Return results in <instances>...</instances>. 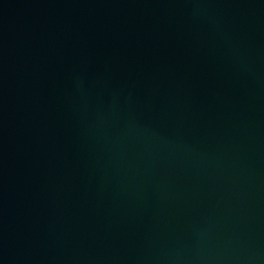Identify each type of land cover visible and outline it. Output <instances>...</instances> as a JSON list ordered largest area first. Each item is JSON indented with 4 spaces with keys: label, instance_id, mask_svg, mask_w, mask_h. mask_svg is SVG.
Instances as JSON below:
<instances>
[{
    "label": "water",
    "instance_id": "water-1",
    "mask_svg": "<svg viewBox=\"0 0 264 264\" xmlns=\"http://www.w3.org/2000/svg\"><path fill=\"white\" fill-rule=\"evenodd\" d=\"M0 264H264V0H0Z\"/></svg>",
    "mask_w": 264,
    "mask_h": 264
}]
</instances>
